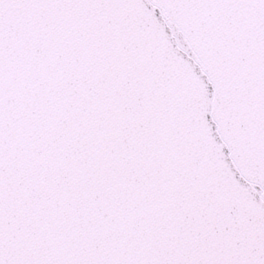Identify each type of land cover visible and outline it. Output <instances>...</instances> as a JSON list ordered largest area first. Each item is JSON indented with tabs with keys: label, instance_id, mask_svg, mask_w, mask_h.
Wrapping results in <instances>:
<instances>
[{
	"label": "snow or ice",
	"instance_id": "1",
	"mask_svg": "<svg viewBox=\"0 0 264 264\" xmlns=\"http://www.w3.org/2000/svg\"><path fill=\"white\" fill-rule=\"evenodd\" d=\"M0 264H264V0H0Z\"/></svg>",
	"mask_w": 264,
	"mask_h": 264
}]
</instances>
